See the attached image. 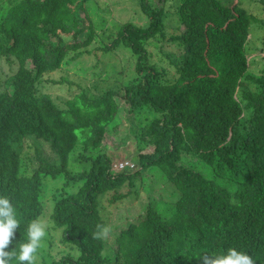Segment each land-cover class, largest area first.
<instances>
[{"label": "trees", "instance_id": "16d2710c", "mask_svg": "<svg viewBox=\"0 0 264 264\" xmlns=\"http://www.w3.org/2000/svg\"><path fill=\"white\" fill-rule=\"evenodd\" d=\"M85 1L0 0V63L12 67L0 89V196L20 221L8 250L39 219L47 234L36 264H204L229 248L264 264V66L249 72L247 48L251 23L264 18L229 0H179V33L167 37L155 6L166 0H139L146 25L123 22L91 47ZM120 46L132 66L124 100L139 124L121 158L102 148L119 89L78 86L58 104L40 87L67 59ZM113 190L110 200L161 190L172 204L147 198L109 225L99 195ZM98 224L111 228L108 240L118 229L115 243L92 238Z\"/></svg>", "mask_w": 264, "mask_h": 264}, {"label": "rangeland", "instance_id": "374dc122", "mask_svg": "<svg viewBox=\"0 0 264 264\" xmlns=\"http://www.w3.org/2000/svg\"><path fill=\"white\" fill-rule=\"evenodd\" d=\"M229 1L231 3L238 2L248 14L256 19L264 18V6L261 0ZM178 4L179 0H166L162 4L155 5L156 7H162L163 11L166 13L164 18V30L167 37L170 34L179 33V23L177 14L175 13V7ZM80 14L82 16L86 15L88 22H90L95 29V41L92 43L91 47H100L111 41L112 38L110 34L115 33L119 25L123 22L132 21L135 24L143 26L147 23V17L140 9L139 0H86L84 3V11H81ZM248 36L249 72L257 73L264 66V25L258 22L251 23ZM164 48L166 51L169 50V53H178L179 51L175 44L170 46L166 44ZM151 49L153 53L156 52L153 46H151ZM128 54L129 51H127L125 47L120 46L109 53H100V51H97V55L95 53L89 55L83 54L76 60L67 59L58 70L46 74L44 76V81L40 85L41 91L49 94L58 104L70 97L74 92L79 91L78 86H88L93 93L110 87L119 89V95L116 96L119 109L114 120L108 126L110 130L106 132L102 141V148H112L115 153L114 156H118L119 158L125 154L122 152L124 148H120V145L127 144V148L125 149L128 151L134 149L135 145L132 141L133 133L130 129L138 128L139 126L133 113L128 112V105L123 95L124 91L122 87L127 80H129V75L131 77V72H128V75L125 73L127 68L132 67L131 64H129L130 55ZM71 55L72 53L68 55V58ZM11 68V65L5 60H2L0 63V89H3L4 81L7 75L11 73ZM172 72H175L174 68ZM62 76L70 80L72 85L59 82ZM51 80H57V82H50ZM121 138L128 139L121 142ZM25 146L27 148L26 144ZM116 146L119 147L116 148ZM159 179L160 178H157V180ZM126 190L124 186L117 191L126 192ZM113 193L114 190L99 195L100 203L105 207L103 213L106 219H108L109 225L122 223L126 221L125 217L128 216L134 217L131 212L133 208L138 209V201L146 202L147 198H149L154 201V205L157 208L160 207V209L172 204H168V202L164 200L168 199L169 193H161V190H157V193L153 192V194L141 191L140 194H135L133 197L124 196L110 200L109 198ZM47 196H49V193ZM117 230L118 229H115L113 231V238L111 236L112 239L107 240V244L115 243V233Z\"/></svg>", "mask_w": 264, "mask_h": 264}, {"label": "clouds", "instance_id": "9594fccd", "mask_svg": "<svg viewBox=\"0 0 264 264\" xmlns=\"http://www.w3.org/2000/svg\"><path fill=\"white\" fill-rule=\"evenodd\" d=\"M20 221L16 217V211L7 196H0V264H12L15 260L18 264H36V254L46 236L47 225L36 219L27 226L28 242L19 245L18 252L9 251ZM111 228L98 224L92 238L101 241L109 239ZM204 264H254L252 257L235 248H229L222 256L204 255Z\"/></svg>", "mask_w": 264, "mask_h": 264}, {"label": "built area", "instance_id": "2783aa9c", "mask_svg": "<svg viewBox=\"0 0 264 264\" xmlns=\"http://www.w3.org/2000/svg\"><path fill=\"white\" fill-rule=\"evenodd\" d=\"M126 165L131 166L132 164L125 162V161H119V162L114 164L115 167L119 166L120 168H124V167H126Z\"/></svg>", "mask_w": 264, "mask_h": 264}]
</instances>
